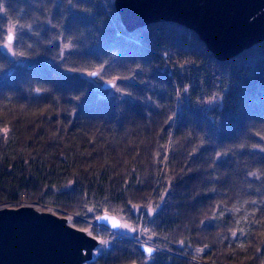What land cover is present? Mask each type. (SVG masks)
<instances>
[{
  "label": "trees",
  "instance_id": "trees-1",
  "mask_svg": "<svg viewBox=\"0 0 264 264\" xmlns=\"http://www.w3.org/2000/svg\"><path fill=\"white\" fill-rule=\"evenodd\" d=\"M0 9V206L95 227L90 264H264V40L219 61L175 23L127 32L110 0Z\"/></svg>",
  "mask_w": 264,
  "mask_h": 264
},
{
  "label": "water",
  "instance_id": "water-1",
  "mask_svg": "<svg viewBox=\"0 0 264 264\" xmlns=\"http://www.w3.org/2000/svg\"><path fill=\"white\" fill-rule=\"evenodd\" d=\"M113 6L127 32L175 23L193 31L219 61L264 40V0H114ZM111 87L112 82L101 88ZM96 222L112 231L121 224L108 214ZM102 245L89 229L74 225L70 214L36 203L0 206V264H90Z\"/></svg>",
  "mask_w": 264,
  "mask_h": 264
},
{
  "label": "rangeland",
  "instance_id": "rangeland-1",
  "mask_svg": "<svg viewBox=\"0 0 264 264\" xmlns=\"http://www.w3.org/2000/svg\"><path fill=\"white\" fill-rule=\"evenodd\" d=\"M113 1L114 0H110V2H112L113 4ZM12 32L8 30L7 32V35H6V38H8L9 35H11ZM11 45H12V38H11V42H4V45H3V48L6 52H11ZM90 74L91 73H86L84 74V76L87 78V79H91L90 77ZM105 83V82H104ZM103 81L101 82H98V81H95L93 80V84L96 88H98L99 90L102 91V96H112V95H115L117 94V90H115L114 87H111V88H107V89H103L101 88L102 84H104ZM221 97H215V98H210L209 100H207L205 103H206V107L208 109H212V108H215V107H220L221 106ZM5 205H9V204H5ZM12 205V204H10ZM147 213L150 215L151 213H153V210L148 208L147 210ZM73 217V216H72ZM73 220H74V217H73ZM74 223V222H73ZM75 225V224H74ZM94 225V224H92ZM95 226V225H94ZM78 227V226H77ZM93 228L96 229L95 227L93 226H88L86 229H89L91 231L92 234H94L96 236L95 233H93ZM97 231V230H96ZM138 231V230H137ZM114 232H117V233H123V234H134V229L132 227H128L124 222H121L120 224V227L117 231H114ZM98 237V236H97ZM100 238V237H99ZM101 239V238H100ZM102 242H103V245L105 243V241L103 239H101ZM102 246H100V248L98 249V253L100 252V250L102 249Z\"/></svg>",
  "mask_w": 264,
  "mask_h": 264
},
{
  "label": "snow or ice",
  "instance_id": "snow-or-ice-1",
  "mask_svg": "<svg viewBox=\"0 0 264 264\" xmlns=\"http://www.w3.org/2000/svg\"><path fill=\"white\" fill-rule=\"evenodd\" d=\"M0 10H2V9H0ZM10 39H11V38H10ZM93 75H95V73H93ZM115 226H116V225H114V227H115ZM145 251L150 253V252H152L153 250H152L151 248H146Z\"/></svg>",
  "mask_w": 264,
  "mask_h": 264
},
{
  "label": "built area",
  "instance_id": "built-area-1",
  "mask_svg": "<svg viewBox=\"0 0 264 264\" xmlns=\"http://www.w3.org/2000/svg\"><path fill=\"white\" fill-rule=\"evenodd\" d=\"M117 236H118V238H119V239H121V237H122V234H120V233H117Z\"/></svg>",
  "mask_w": 264,
  "mask_h": 264
},
{
  "label": "bare ground",
  "instance_id": "bare-ground-1",
  "mask_svg": "<svg viewBox=\"0 0 264 264\" xmlns=\"http://www.w3.org/2000/svg\"><path fill=\"white\" fill-rule=\"evenodd\" d=\"M38 205H40V204H38ZM42 206V205H41Z\"/></svg>",
  "mask_w": 264,
  "mask_h": 264
}]
</instances>
